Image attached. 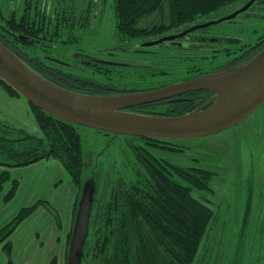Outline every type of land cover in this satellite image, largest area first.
<instances>
[{"label": "trees", "instance_id": "trees-1", "mask_svg": "<svg viewBox=\"0 0 264 264\" xmlns=\"http://www.w3.org/2000/svg\"><path fill=\"white\" fill-rule=\"evenodd\" d=\"M247 1L115 0L116 36L121 42L127 38L124 41L128 44L134 40L138 42L149 35H161L171 28L189 27L200 20L232 11L235 5ZM61 2L38 0L35 3L26 0L20 16L18 12L11 15L6 13L0 1V40L36 71L65 88L92 95L132 91L115 85L113 81L116 76H112V70L116 67H109L112 78L106 77L107 81L102 82L62 69H48L36 51L32 54L31 50L24 48L23 45L29 48H49L52 45L49 32H52V36H59L61 21L74 17L75 8ZM155 13L160 15L159 23L141 24L145 17ZM55 14L61 15V18H55ZM90 15L87 9L81 17L90 20ZM53 21L58 22L51 26ZM53 28L54 33L50 31ZM239 49L240 52L234 54L227 50L224 56L232 57L204 75L215 73L225 65L237 66L254 58L264 49V34L255 43L242 45ZM0 86L12 96L23 97L1 77ZM29 104L43 131L42 136L31 135L0 120V165L5 167L0 174V189L3 190L5 184L11 182L5 201H11L20 186V181L12 178L10 169L29 166L43 159H55L63 165L78 189L74 209L76 215L83 184L88 176L86 171L90 166L86 162V152L78 130L80 125L57 118L31 102ZM178 105L183 107L178 113H172L170 107L159 112L147 109L146 105L129 110L161 116L181 115L193 110L189 109L187 103ZM107 135L116 139L125 138L124 167L117 163L110 164L104 182L95 194L83 264H195L203 242L213 227L216 213L194 192H213L209 183L213 172L195 166H180L163 158V151H182L180 140L183 139ZM91 169L95 174L94 165ZM39 207H45L56 219L59 229L62 228L61 216L47 200L39 199L32 205L22 207L10 222L0 228V248L8 256V264H14L12 234ZM71 236L72 232L68 236V246ZM51 264H57L56 258Z\"/></svg>", "mask_w": 264, "mask_h": 264}, {"label": "rangeland", "instance_id": "rangeland-1", "mask_svg": "<svg viewBox=\"0 0 264 264\" xmlns=\"http://www.w3.org/2000/svg\"><path fill=\"white\" fill-rule=\"evenodd\" d=\"M114 1L62 0V5L69 4L75 8L74 17L69 21L58 20L62 22L58 26L59 36H52V32H49L53 39L51 50L43 51L40 47L33 46L35 50L32 54L37 52L41 57L53 58L60 69L66 72L102 82L107 81L106 77L95 75L94 67L89 66L86 60L99 58L98 60L106 61L105 59L109 58L118 61L115 65L121 67L113 69L112 76H115V70L120 69L121 79L128 82L131 79H139L146 70L155 71L159 66L176 68L175 74L183 77L189 76V70H212L232 57L226 59L224 53L227 50L233 54L240 52L237 49L242 45L253 44L264 34V9L257 11V8H254L255 11L251 9L242 15L251 12L261 15L239 17L235 21H225L205 30L208 34L229 39L227 43L222 42L221 45L208 48L192 47L189 51H161L156 46L141 48L143 50L134 49V46L124 41L127 38H123L121 42L116 36ZM261 1L264 3V0H260L257 6L264 5ZM244 3L235 5L232 11L219 15L233 12ZM82 6L89 9L90 20L81 17ZM160 20V15L155 13L145 17L141 24H156ZM58 21H53L51 26L56 25ZM50 31L54 33V28ZM181 69L183 71H180ZM133 82L135 85L136 80ZM11 96L0 86L1 122L23 129L31 135L42 136L43 131L35 117L27 115L30 113L27 99H23L25 105L11 99ZM78 130L82 136L86 162L90 163L86 175H94V170L91 169L94 165L95 182L100 188L110 164L117 163L121 168L124 167L123 146L126 140L124 137L116 139L100 130L84 126H80ZM180 141L183 150L163 151V158L180 166H195L213 172L209 181L213 192H194L196 197L211 205L216 213L213 227L203 242L195 264H264V104L235 127L210 136ZM64 173L69 176L63 165L58 162L44 167L38 165L35 171L23 169L18 174L21 175L19 178L23 182V188L33 187L37 193L46 195L40 199L51 203L63 218L60 198L65 196L64 191L69 188V183L67 180H59L52 185L51 178L58 176V179H62ZM40 174L44 176L43 179L30 178Z\"/></svg>", "mask_w": 264, "mask_h": 264}, {"label": "water", "instance_id": "water-1", "mask_svg": "<svg viewBox=\"0 0 264 264\" xmlns=\"http://www.w3.org/2000/svg\"><path fill=\"white\" fill-rule=\"evenodd\" d=\"M256 1L249 0L235 11L190 27L177 37L233 20L248 11ZM162 39L147 45H156ZM0 77L32 104L73 124L107 134L180 140L206 137L235 127L264 104V49L248 62L228 71L205 74L150 90L92 95L49 80L0 40ZM195 90H208L214 95L204 105L188 113L161 116L129 110ZM94 175H88L83 184L68 246L67 264H83L98 190Z\"/></svg>", "mask_w": 264, "mask_h": 264}, {"label": "crops", "instance_id": "crops-1", "mask_svg": "<svg viewBox=\"0 0 264 264\" xmlns=\"http://www.w3.org/2000/svg\"><path fill=\"white\" fill-rule=\"evenodd\" d=\"M11 97V99L26 105L25 100H23L25 98L18 96ZM27 107L30 111L27 115L31 114L34 116L31 106ZM58 162L55 159H43L29 166L12 168L10 169V173L12 178L20 181L19 177L21 175L18 174L20 170L29 169V171H35L38 165L44 167L45 165ZM4 170L5 167L0 165V174ZM48 173L46 172V174ZM30 178L43 179L44 176L40 174V176H32ZM61 178L58 179V176H52L51 180L52 185L59 180H67L69 183V188L64 191L65 196L60 198L64 214L63 218H61L62 228L59 229L56 219L45 207H39L30 217L21 223L11 236L14 264H51L54 258H56L57 264H67L68 236L73 230L75 221L74 209L78 189L67 174L64 173ZM10 187L11 182H8L5 184L3 190L0 189V228L10 222L22 207L46 196L37 193L33 187L23 188V182L20 181V186L15 197L7 202L5 201V195ZM0 264H8V256L2 248H0Z\"/></svg>", "mask_w": 264, "mask_h": 264}, {"label": "flooded vegetation", "instance_id": "flooded-vegetation-1", "mask_svg": "<svg viewBox=\"0 0 264 264\" xmlns=\"http://www.w3.org/2000/svg\"><path fill=\"white\" fill-rule=\"evenodd\" d=\"M0 1L3 3L2 5L5 7L6 13L11 15L14 12L15 13L18 12V13H20V16L22 15L24 4H25L26 0H0ZM33 1L36 3V1H38V0H33ZM259 1H256L249 10L253 9L255 11L254 8H257V11H260V8L264 9V5L257 6V4L260 3ZM247 2H245V3H247ZM35 3H34V5H35ZM244 4H242L241 6H243ZM261 4H264V3H262V1H261ZM83 9L87 10L88 8H85L82 6L81 10H80L81 15H82V13L85 14V10H83ZM228 13H231V12H228ZM227 14H222V15H219L216 17H211L209 19L200 20L199 22H196V24L189 26V27L184 26V27H180L178 29H172L171 28V29L167 30L164 34L149 35L145 39L138 40V42H137V40H134L133 42H131L129 44L134 46L133 47L134 49L143 50L144 47L149 48V47H155L156 46L161 51L164 50V51H168V52H169V50H178V49L189 51L190 49H192V47H197V46H207V48H208V47H211L213 45H221L222 42L227 43L229 41V39L219 38L218 36L208 34L205 31V30L212 28L213 26H215L217 24L206 27V28L196 29L195 31L188 32L181 37H177V36L179 34L183 33L184 31H186L187 29H189L190 27H193L197 24L204 23V22H207V21H210L213 19H217V18L222 17V16L227 15ZM259 15H261V14L256 13V12H251L247 15L241 14L239 17H245V16L246 17H257ZM58 17L61 18V16H58V14H55V18H58ZM239 17H237L233 20L227 21V22L235 21ZM162 38H164V39H162ZM160 39H162L161 43H158L156 45H147L149 43L155 42V41L160 40ZM23 46L26 50H27V48L29 51L35 50L32 46L30 48L27 47L26 45H23ZM49 46H50L49 48L42 47V46H40V48L43 51H49L52 49V45H49ZM117 48L119 49V48H123V47H117ZM141 48H143V49H141ZM200 48H203V47H200ZM110 53L113 54L114 52H110ZM46 56H48V55L46 54ZM77 57H80V56H77ZM227 57H229V56H227ZM41 59L46 60L44 62H45V65L49 67L48 69L60 70L59 64H57V62H55L53 58L41 57ZM98 59L99 58H89L88 60H86V62L89 66L93 65V67H94L93 72L95 73V75L98 74L101 76L112 78V76H111L112 72H110L109 67L121 68L120 66L115 65V63H119L118 61L111 60L108 58L105 60L109 63H104L105 62L104 60H98ZM240 65L241 64H239L237 66H226L225 65L220 70H216L215 73L235 69ZM76 66H78V65H76ZM173 66H176V65H173ZM175 71H176V68H165V67L163 68L162 66H159V68L157 67V69L155 71L146 70L145 74H143L139 79H131L128 82L125 81L124 79H121L122 77L120 76V71H118L115 74L116 78L113 82L115 83V85H120L118 87L121 89L126 87V89H128V90H132L130 92H135V91H143V90H150V89L164 87V86L171 85V84H174L177 82H181V81L192 79V78H195L198 76H202V75H204V73H207L206 71L194 72L196 70H189V76L183 77L181 75H177L178 73L175 74ZM180 71H183V69H181ZM135 80H136V82H135L136 84L133 85L134 84L133 81H135ZM132 82H133V84H132ZM124 84H126V85H124ZM127 92H129V91H127ZM213 95H214V93H212L208 90H195V91H189L187 93H184V94H181L178 96L167 98V99H164L161 101L148 103L145 105L147 106V109L157 110L159 112H164L165 110L168 109V107H170V111L172 113H174L173 111H175V113L176 112L178 113L179 111H181L183 109V107H179L181 105H178V104L187 103V104H189L188 105L189 109L194 110V109L201 107L206 102H208L209 99H211V97Z\"/></svg>", "mask_w": 264, "mask_h": 264}]
</instances>
